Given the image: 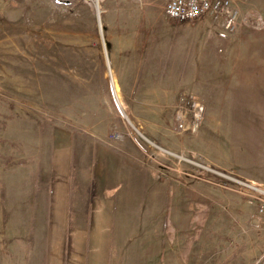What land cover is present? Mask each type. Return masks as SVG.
Wrapping results in <instances>:
<instances>
[{"label":"rangeland","instance_id":"rangeland-1","mask_svg":"<svg viewBox=\"0 0 264 264\" xmlns=\"http://www.w3.org/2000/svg\"><path fill=\"white\" fill-rule=\"evenodd\" d=\"M213 23L0 0V264H80L89 217L109 264H264V59H194Z\"/></svg>","mask_w":264,"mask_h":264},{"label":"crops","instance_id":"crops-1","mask_svg":"<svg viewBox=\"0 0 264 264\" xmlns=\"http://www.w3.org/2000/svg\"><path fill=\"white\" fill-rule=\"evenodd\" d=\"M232 2L239 12V23L233 32L225 34L221 19L213 14L205 16L210 17L213 24H203L196 29L186 30L189 33H198L195 36L187 35L186 40L193 42L200 39V47H190L191 55L194 53V59H264V0H232ZM248 15L261 17L262 26L255 29L247 25L245 20ZM148 28V31L152 33L160 31V26L156 24L149 25ZM177 31V26L172 24V41L176 40ZM262 62L261 60L260 65L264 64ZM226 69L227 67L225 71ZM259 72L260 74L256 73V75L264 79V65L259 68ZM95 223L96 218L87 219L86 247L80 248L81 251L78 252L81 256L80 264H109L110 252L107 238L109 240L111 228H102L99 237L96 238V228L91 226Z\"/></svg>","mask_w":264,"mask_h":264},{"label":"built area","instance_id":"built-area-1","mask_svg":"<svg viewBox=\"0 0 264 264\" xmlns=\"http://www.w3.org/2000/svg\"><path fill=\"white\" fill-rule=\"evenodd\" d=\"M166 14L178 21H194L205 17L208 14L216 15L221 19L224 33L233 32L239 23V12L233 5L232 0H163ZM246 23L259 29L262 26L261 17L248 15ZM193 119L192 129L196 130L203 117L204 107L200 103H194L192 106ZM180 127L184 128V123L180 122Z\"/></svg>","mask_w":264,"mask_h":264}]
</instances>
